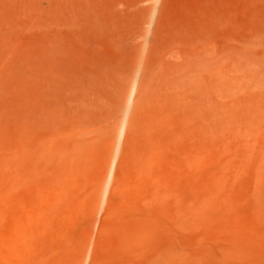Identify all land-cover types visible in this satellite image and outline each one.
I'll use <instances>...</instances> for the list:
<instances>
[{"label": "rangeland", "instance_id": "obj_1", "mask_svg": "<svg viewBox=\"0 0 264 264\" xmlns=\"http://www.w3.org/2000/svg\"><path fill=\"white\" fill-rule=\"evenodd\" d=\"M2 153L0 264H159L115 235L151 233L161 195L264 204V0H0Z\"/></svg>", "mask_w": 264, "mask_h": 264}, {"label": "bare ground", "instance_id": "obj_2", "mask_svg": "<svg viewBox=\"0 0 264 264\" xmlns=\"http://www.w3.org/2000/svg\"><path fill=\"white\" fill-rule=\"evenodd\" d=\"M20 159L21 154L20 157L0 154V227L4 225L9 227L8 224L15 226L19 222L18 216L15 215V208L12 206V198L8 195L14 180L19 183L22 181L14 169V166L20 163L18 161ZM109 169L107 173L111 174ZM116 180L112 194L121 191L120 184L123 180L121 170H117ZM138 193L136 190L133 191V199H137ZM211 195L212 193H208L204 197H195L192 201L179 198V201L174 203L168 200L167 194L161 195L162 202L168 208L164 211H157L158 217L156 216L154 219L155 229L144 223L151 233L139 232L130 226L124 236L121 233L115 237L124 239L127 248H134L142 254L145 247L153 246L156 253L153 262L159 264H175L177 262L207 264L209 261H220L227 264L230 261L248 259L256 252L258 254V251L264 254V204L261 202L259 192H254V202H251L247 209H241L239 204L230 198L225 200L227 203L224 202V205H221L209 198ZM100 201L98 204L104 202ZM112 210L113 207L109 202L106 214H111ZM3 214L7 215L3 216ZM5 220H8L7 224ZM169 224L175 231L170 232ZM185 230H190L194 234L193 241H189L183 234L180 237H175L176 231ZM107 233L108 226L104 220L100 236H105ZM160 236L157 246H154L153 244L156 243L154 239ZM207 245L209 247H206ZM187 247H194V250L187 252Z\"/></svg>", "mask_w": 264, "mask_h": 264}]
</instances>
